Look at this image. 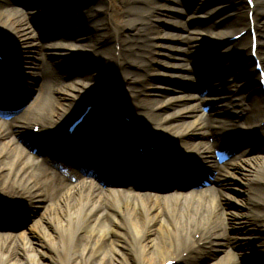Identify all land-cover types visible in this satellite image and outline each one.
<instances>
[{
	"label": "bare ground",
	"instance_id": "bare-ground-1",
	"mask_svg": "<svg viewBox=\"0 0 264 264\" xmlns=\"http://www.w3.org/2000/svg\"><path fill=\"white\" fill-rule=\"evenodd\" d=\"M46 1L37 0L34 8ZM77 1L49 0L56 3L25 13L13 6V0H0V52L6 60L0 66V85L9 87L7 95L17 94L20 104L28 107L19 123L0 122V209L21 208L19 216L29 215L33 220L28 237L20 241L0 234V264H26L24 260L41 264V256L36 257L39 253L48 260L46 264H162V260L201 264L208 249L212 254L224 251L218 263L264 264V125L259 127L264 123V94L258 90V74L249 55L250 35L234 42L224 38L229 29L247 28L246 16L240 10L221 17L218 11L197 5L192 21L198 27L192 29L182 5H192L194 0H164L165 5L160 0ZM257 3L254 20L264 65V0ZM231 4L218 6L228 5L229 11ZM67 5L83 8L67 16L59 14L61 19L48 29L75 24L77 30L69 35L80 47L42 44L45 31H30L32 19L43 12H60ZM103 6L112 16L107 26L100 14ZM92 23L96 24L90 27ZM26 49L34 56L32 63L22 58ZM111 51L118 57L110 56ZM91 54L103 60L106 55L115 63L114 79L121 75L120 92L113 102L107 99L111 95H102L106 78L95 71ZM224 57L228 60L214 67L217 58ZM58 60H67L73 67L92 65L93 74L49 87L50 78L59 76ZM231 79L237 81L245 98L230 100L234 92L226 86ZM48 91L55 100L48 97ZM138 95L145 98L132 102ZM222 98L229 99L225 107L219 105ZM106 100L110 104L107 112L97 115L76 136L78 143L99 152L114 148L118 133L112 119L121 107L119 115L130 118L119 150L116 147L126 155L123 169L131 170L129 160L134 159L135 146L154 145L158 161L170 163L166 169L196 175L189 183L200 174L207 175L197 189L187 190L188 182H180L179 191L184 192L169 194L163 187L172 180L168 174L159 184L153 178L144 184L130 177L107 186L104 176L90 169L91 174H98V186L73 179L64 163L54 173L48 165L57 162L44 151L45 146H68L73 139L63 136L60 129L68 128L79 115H75L79 105L85 107L92 101L106 105ZM145 112L153 115L142 117ZM7 125L16 128L7 131ZM34 126H38L36 135L29 131ZM92 127L94 132L89 135ZM120 157L106 159L101 167ZM86 160L78 161L84 164ZM175 161L181 167H173ZM88 169L85 164L84 170ZM127 183L130 193L123 189ZM225 204L228 209L222 208ZM226 219L230 221L225 225ZM77 241L84 244L75 246ZM45 249L52 255L44 253ZM184 253L191 259H183Z\"/></svg>",
	"mask_w": 264,
	"mask_h": 264
},
{
	"label": "rangeland",
	"instance_id": "rangeland-1",
	"mask_svg": "<svg viewBox=\"0 0 264 264\" xmlns=\"http://www.w3.org/2000/svg\"><path fill=\"white\" fill-rule=\"evenodd\" d=\"M13 1H14V2H12L13 6H15L18 9L23 10V12H25V13L31 12V11H35V10H43V9L45 10L46 7L50 6L51 4L56 3V2L49 3V0H47L45 2L46 4H41L40 6L34 8L35 5L33 3L34 2L36 3L37 0H13ZM81 1L82 0H78L77 2L80 3ZM87 1L91 3L93 0H86V2ZM109 1L110 0H106L107 4L109 3ZM228 1L230 3H232L231 4L232 5L231 10L226 11L228 9V5L227 6L224 5L222 7L218 6V5L223 4L224 2H228ZM165 2H164V0H160L159 1V3L161 5H165L166 4ZM168 3H170V2H168ZM197 5L206 6V9H207L206 11H218L217 14H219V16H221V17H224V16H226L228 14L229 15L237 14L238 12H240V10H241V12H243L244 9H245L243 0H241L240 2L236 1V0H223V1H221V0H199V1H197V3H196V0H194L192 5H190L188 2H185V4L182 5L183 11H184V15H185L184 17L186 18L187 21H191V23H189V25H190V27L192 29H195L196 27H198V24H196L195 22L192 21V18H193V15H194V9H195L194 6H197ZM67 6H69V7L68 8L65 7L66 9H64V10H62L60 12H56V13L43 12V13H40L38 15L39 16L38 19H32V21H31L32 22L31 23L32 27H31L30 31H35V32H38V31H41V30L45 31V33L42 34V37L40 39V42L42 44L48 46L49 44L55 43V44H60L62 46L72 45L74 48L75 47L76 48L80 47L78 45V43H76V41L69 35L70 32L72 33V31L77 30V29H74L75 28V24H70V23L62 24L60 27L58 26V27H56V28H54L52 30L48 29L51 26V24H54V23H56L57 21H59L61 19L60 18L58 20V18H59L58 15L59 14H62L63 12H65V16H67L71 12H73L74 10L75 11L76 10L80 11L83 8L81 6H79V7L77 6L76 7L74 5L73 6L72 5H67ZM106 9H107V7H104V9H101L100 14L104 15V19L107 22V23L106 22L105 23H106V26H107L110 23V20H111L112 16L111 15L108 16L109 13L105 12ZM98 10H100V9L98 8ZM224 11H226V12H224ZM83 12L85 14H87V13L89 14L90 11H88V9H84ZM91 12H93L92 9H91ZM259 12H261V11L259 10ZM161 15H163V14H161ZM65 16H63V17H65ZM93 24L95 25L96 23L90 24V27H91V25L93 26ZM81 28H79V29H81ZM203 29H205V27ZM124 30H125V33L129 31V29H124ZM240 30H241V27H237V28H233V29L227 30V32L225 33V37H224V38H226L225 40H227L228 39L227 37H229L230 35L239 33ZM209 32H211V31H209ZM258 45H259L258 54L260 56V51H261L260 50V45H261L260 41H258ZM247 47H248V40H246V48ZM117 49H119V47ZM108 54H110V56L114 55V58L118 57V55H119V54H116V53L113 54L112 51L109 52ZM33 57L34 56L27 49H26V55L22 56V58L26 59L24 62H30V63L33 62V59H34ZM89 59L91 60V63H94V65L97 66V68H95V71L96 70L99 71L101 73V75L105 76V78H106L105 79V85H104L105 93L103 92L102 95H104V96L111 95L107 99H108V101L110 99H112L111 102H113V100L117 99V97H116L117 93L120 92V89H118V87H119V80L121 79L120 78L121 75H119V76L117 75L116 76L117 78L114 79L115 63L108 61L107 58H106V55H104V60H103L101 55L98 56L96 54H93V55L91 54V56H89ZM122 59H124V57L120 56V60H122ZM217 59L218 60L216 62V65L214 66L217 69L222 66L223 62L228 60V58H226V57L217 58ZM57 64H58V66L56 67V73L59 74V76H57V78L56 77L55 78H50L51 80L49 82H47L49 84V87L54 86L55 83H64V82H66L67 85L71 84V82H73L74 80H76V79H78L80 77H84L85 74H87V75L88 74H93V70H94L93 66L92 65H88V64L84 65V66H82L80 64H77L76 66L73 67V65H68V61L67 60H62V61L58 60ZM98 65L103 66V68H104V69L102 68L103 71L100 68H98ZM224 71H226V70H224ZM229 82H230V84L228 86H226V87H227V89H229V90L234 92L233 94H231L232 96H231L230 100H234V99H237V98L241 99V98H245L246 97V94H244L243 91H240V87H237L238 86L237 81L231 79ZM37 83H39V82H37ZM115 88H117V91H115ZM36 89L38 91L39 87H35L34 90H36ZM206 96L207 95H202V98H205ZM48 97L50 99H52V100H55V96H53L50 92H48ZM143 97L145 98V96L138 95L136 97V99H134L133 101L129 100L127 98H126L125 101H127V102L132 101V102L136 103L137 101H139L141 99H144ZM76 101H77V99H76ZM108 101L107 100L105 101L106 105L104 104V102L101 103V104H98V107H97V109L94 112L95 116L93 117L92 114L90 115L91 116V122H95V118L97 117V115L99 117H102L103 116L102 115L103 112H107V109L110 107V104L107 103ZM219 101L221 102V103L219 102L220 103L219 105L221 107H225L224 102H226L225 104H227V102H229V99L228 98H226V99L222 98ZM114 103H120V102L115 101ZM22 106H23V109L20 112V117L19 118L26 117L25 116V111L27 110L28 107H26V105H25V107H24V105H22ZM83 106H84V104H82V103H81V105H79V108L75 112V115L80 113V111L82 110ZM120 109H121V107H119L117 109V111H118L117 115L118 116L117 117L113 116V119H112L113 121L116 120V122H117L116 129H117V132H118V135H117L118 139H121L122 133L127 131L126 129L129 127V125H127L126 123H123L122 116L124 114H122V116H121V114L119 115V110ZM152 115L153 114L151 112H145L144 114H142V117L146 118V117H150ZM232 116L235 117L237 115H235V116L232 115ZM139 119H141V118H139ZM239 124H240V120L237 123V125H239ZM60 130H62V128ZM29 131L32 133L31 128L29 129ZM33 134H36V133L34 132ZM255 141H257V139H255ZM51 147H52V144L50 146H45L44 149L45 150L48 149V151L52 152ZM10 156H8V157H10ZM8 157H7V159H8ZM136 171H138V170L134 169L133 173H135ZM242 196L243 195L241 194V196L239 195L238 197L241 199ZM226 204L224 205V207L222 206L223 209L224 208L225 209L229 208V206H227ZM4 211H5L4 209L3 210L0 209V234H6L7 233L8 235L11 236V238L15 239L16 241H20L23 238H27L29 233H30L29 229L31 228V226L33 224V220H29L28 219L29 215H27V216H19L18 214H16L15 210H13L10 207L6 209L7 212H4ZM18 212H22V209L20 208L18 210ZM229 221L230 220L227 221V219H226L224 224L225 225L229 224ZM262 228H264V226ZM222 232H225V230H222ZM191 237H194V234H192ZM197 237L198 236L196 235L194 239H197ZM83 244H84L83 242L78 243V241H77V242H75L74 245L75 246L78 245L79 247H81V245H83ZM205 247H206V245L204 246V248ZM225 251H228L227 248H226ZM223 252H218V253L212 254V251L210 249H208V251L206 252L207 254H205V256L203 257L204 259L201 262V264H217L218 263L217 262L218 259H220L221 257H224V253ZM44 253H46L49 256L52 255V253L48 249H45ZM208 254L211 255L209 258L207 257ZM42 255H44V254H40L39 253V254L36 255V257L41 256V258H38L39 262L41 264L48 263V260L45 259L44 257H42ZM183 256H184L183 257L184 259L187 258V261L190 260L191 257H192L191 256L188 259L187 254H184ZM232 260L236 261L237 259L235 257H233ZM24 262L27 264V262L25 260H24ZM162 262L164 263L165 261L162 260ZM30 263L31 264H36L34 261H30ZM160 263H161V261H156L155 264H160ZM71 264H77V262L76 261H72ZM218 264H225V262L222 261V262H220Z\"/></svg>",
	"mask_w": 264,
	"mask_h": 264
}]
</instances>
